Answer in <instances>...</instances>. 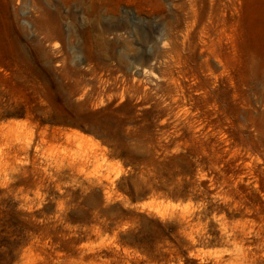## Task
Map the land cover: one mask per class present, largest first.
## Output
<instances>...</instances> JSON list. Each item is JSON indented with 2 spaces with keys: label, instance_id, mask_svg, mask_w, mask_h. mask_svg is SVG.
<instances>
[{
  "label": "rangeland",
  "instance_id": "1",
  "mask_svg": "<svg viewBox=\"0 0 264 264\" xmlns=\"http://www.w3.org/2000/svg\"><path fill=\"white\" fill-rule=\"evenodd\" d=\"M0 264H264V0H0Z\"/></svg>",
  "mask_w": 264,
  "mask_h": 264
}]
</instances>
